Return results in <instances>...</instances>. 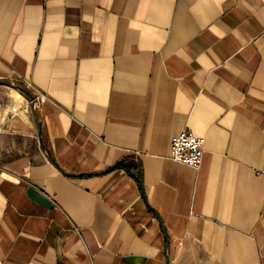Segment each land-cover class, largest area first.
Instances as JSON below:
<instances>
[{
    "label": "crops",
    "instance_id": "0c3cea01",
    "mask_svg": "<svg viewBox=\"0 0 264 264\" xmlns=\"http://www.w3.org/2000/svg\"><path fill=\"white\" fill-rule=\"evenodd\" d=\"M0 264H264V0H0Z\"/></svg>",
    "mask_w": 264,
    "mask_h": 264
},
{
    "label": "built area",
    "instance_id": "2783aa9c",
    "mask_svg": "<svg viewBox=\"0 0 264 264\" xmlns=\"http://www.w3.org/2000/svg\"><path fill=\"white\" fill-rule=\"evenodd\" d=\"M42 95H37L41 99ZM205 140L189 131H182L170 141V159L198 170L202 164Z\"/></svg>",
    "mask_w": 264,
    "mask_h": 264
}]
</instances>
